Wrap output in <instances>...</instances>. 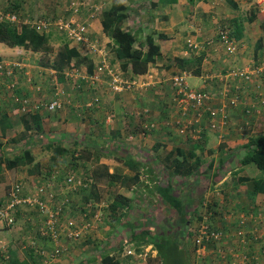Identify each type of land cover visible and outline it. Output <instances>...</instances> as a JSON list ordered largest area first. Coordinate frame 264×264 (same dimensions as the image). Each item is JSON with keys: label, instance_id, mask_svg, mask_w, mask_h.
<instances>
[{"label": "crops", "instance_id": "1", "mask_svg": "<svg viewBox=\"0 0 264 264\" xmlns=\"http://www.w3.org/2000/svg\"><path fill=\"white\" fill-rule=\"evenodd\" d=\"M44 1L49 2L47 5H43V0H0V20L7 19L11 21L9 15L14 13L17 16H21L25 13L23 15L27 17L24 19L25 22L28 19L36 20L40 18L57 22L62 17L71 14L69 5L74 0H62L61 2L59 0ZM65 1L68 3L65 4ZM83 1L85 2V0ZM239 1L246 0H222L218 4L213 3L211 0H177L173 3H167L168 0H93L91 3L86 2V5L83 3L80 14L74 17L80 22L87 21L88 36L92 40H97L101 49L90 50L87 46L64 34L67 36L69 45L77 48L86 60H83L82 63H77L74 69L67 70L62 79H59L60 73L55 69L42 65V60H47V58H44L43 52L36 53L20 46L10 47L4 43L5 46L0 47V51L7 55L2 56L0 53V201L6 199L10 187L14 183L9 185L10 182L14 181L12 180L13 178L27 181L28 189L33 190L41 182L56 177L55 188L58 190L69 172L73 171L83 175L80 169H84L85 163L87 165L91 164L90 167L93 169L97 164H104L108 167L110 173L120 174L121 176H131L135 173L131 167L132 164L128 163L130 158L138 163L151 161L155 168L159 167V165H162V168L166 167L164 158L174 148L172 146L169 147L167 137H158L156 134L151 136V133L155 132L159 127L157 124L158 119H156L159 116L154 114L155 116L151 118V108L142 107L144 101L141 97L145 91L165 87V91H158L168 93V83L171 82L170 85L173 88L172 81L175 75H185L186 81L189 76H194L196 78L195 86L213 91L214 99L212 105L214 107L226 109L228 113L230 112L229 117L232 113V116H236L235 118L241 117L243 119L245 115L241 114V111L246 108L248 113L251 112L248 110L251 109V103L258 100V91L264 93V82L259 90H256L252 84L251 86H246V90L249 91L252 87L251 95H249L244 94L243 90L240 92V88L233 83L235 80H230L224 75L227 74L228 68H239L237 66H241V68L251 70L252 66H264V27L263 25L261 26L264 22V14H262L264 8L254 11L257 13L258 18L253 22L257 23L258 26L260 25L259 27L263 30L255 31V34H257L252 37L251 26L249 25V19H247L249 14H235L234 11L228 12L230 6L226 4L238 3L240 6ZM9 3H14L16 6L20 4L19 12L10 11L12 7ZM115 5L126 8L128 13L126 21L134 25L126 29L138 33L141 41L147 35L154 34L156 43L161 47L162 56L150 65L149 71L145 74H134L132 71L123 70L119 59L114 64L111 62L113 56L109 50L113 51V42L103 30L102 16L104 11ZM45 6L49 8L47 10L51 16H38L39 13L45 10L43 8ZM93 6L99 9L94 10V8L92 9ZM239 6L236 9L239 10ZM220 17H228L231 22L239 17H244L245 19L244 35L241 39H236L237 50L235 55L228 56L223 46L218 42L215 45L206 46L205 50L192 49L188 41L195 39L203 42L208 38H215ZM213 19H217L216 25L213 23ZM230 24L234 26V22ZM223 25L230 26L228 19L227 23ZM231 29L233 30L232 27ZM52 31H56L58 35L63 36L54 24L51 25L47 33ZM159 34H165L166 38L160 37ZM58 42L61 44V41ZM106 47L109 49V53ZM12 54H14L13 57L11 56ZM200 55H203L204 58L202 61V73L199 76L194 75L192 71L188 72L182 69L175 61L176 57L192 59ZM250 57L251 59H248ZM34 59V64L29 61ZM102 61L110 62L111 65L121 68L126 79L136 78L144 82L147 88L135 91L113 92L109 85L110 78L108 75L102 76L99 81H91L90 76ZM250 62L251 64H249ZM88 65H92L91 70H89ZM1 76L3 77L1 78ZM13 82L15 83L14 85L12 84ZM242 84L246 85L244 82ZM53 85L56 87H53ZM227 86L230 87V90L223 92V87ZM38 87H41V90H37ZM237 96L240 98L239 102L236 105H232L230 103L231 98ZM96 97L99 98L98 101L94 100ZM24 98L29 99L27 112L23 110V104L20 102ZM54 99H60L63 106L60 110L49 112L47 105L49 101ZM160 106L158 105V109H161ZM165 112L166 110L163 109L162 117ZM33 115H37L40 120L34 121ZM141 115L146 116L147 121L144 125ZM5 116L8 119H4ZM147 122H155L156 128L146 130V124H149ZM174 123L176 121H172V126L168 125V127L173 129ZM201 127L207 129L206 127ZM225 127L222 129L224 132L221 134L222 136H219L218 141L212 138L211 135L208 136L213 134V132H208L205 138L201 140L194 138L197 143L193 142L188 145L189 149L187 150H194L196 158L201 160L202 163L201 167L192 176L193 178H189V186H186L187 188L184 186L186 183L185 179L175 174L171 168L166 167L164 174H166L165 177L172 184V188L180 189L184 198L193 205H190V210L196 209L197 206H194V204L197 202L194 201V198L195 195H200L199 206L204 204V210L211 204L212 207H216L217 211L219 209L225 214L227 211H232L228 216L225 215L223 220L215 219V222H210L213 227L216 224L218 225L217 228L224 229L226 238L223 242L227 243L224 250L226 253L223 256L219 254L221 258L212 260L213 264L215 262L216 264H227V262L229 264H247L243 260V256H247L257 264H264V239H255L257 236H264V193L251 197L249 190L251 191L253 188L252 182L248 181L242 184L239 182L240 176L251 177L248 174L249 172L243 169L238 161L243 155V151L240 150L248 142L250 136L249 133L245 135V133L232 132L233 130H231L230 135H225L227 134L225 131L227 128ZM143 128L145 134L142 132ZM254 132H251V135ZM184 142L188 143L186 140ZM158 144H161L163 148H168L165 155H161L156 149ZM177 146L179 145L177 144ZM150 148L152 154L147 150ZM153 149H155V153H153ZM94 150L99 151L100 157L98 162L92 164ZM25 152H29L33 162L10 168L12 165L10 164L11 160L24 157L26 155ZM85 152L88 153V157H83ZM147 154H150V156H147ZM74 155L80 156L78 164L73 163ZM210 162H213L212 167ZM75 167L76 169H71ZM220 168L223 171L219 172ZM147 172V167H141L142 174ZM148 175L150 176V174ZM144 178L146 177L144 176ZM146 182L149 181L147 180ZM150 184L152 183L150 182ZM108 185H117L114 190L119 189L118 193H124L128 197H132V203L138 204L140 208L142 203H144L143 207L148 206V209L151 210H154L151 206L161 208L159 205L160 196L156 193L147 195L146 192L150 190L145 186H142V191L146 196L144 199L141 197L140 189L137 190L138 197L132 195L134 188L137 187L136 185L127 187L121 181H108ZM195 189L197 193L194 192ZM84 193L81 191L71 194L73 203L69 212V208L67 209L66 216L82 214L83 211H87L91 202L81 201V197L84 198ZM143 207L141 208L142 211ZM252 207L256 210L259 209V214L253 218H251V215L246 217V214H251ZM157 210L154 211L157 212ZM200 211H203V205ZM169 212L171 211L169 210ZM126 213L121 220L112 221L109 210V220L112 223H108L109 226H107L108 230L105 236L93 230L80 240L69 241L61 239L57 242L53 238L39 235L38 224L41 221V217L37 211L20 210L16 224L11 228L4 226L0 230V264H9L10 259L7 261L4 257L13 256V254L20 260L24 259L29 264H34L32 258L30 259L31 253L37 257L36 260L41 257L38 264H102L100 255L96 253L99 249H97L99 244H97L95 238L105 240L106 246H104L101 254L108 252L113 256L114 252L117 257L122 256L118 258L120 264H155L153 258L158 255L157 249L148 257V261L132 255H125L129 246L142 248L148 243L136 246L131 240V236H129L130 241L129 239H121L119 248L115 247L113 242H110L113 236L116 235L117 226L115 223H119L118 225L124 229V232L126 227L122 221L126 223L132 222V224L136 225L150 222L151 225H154L151 220L155 219V215L150 214L151 212H146L147 215L145 217L142 215L139 220H134L133 214L127 220L126 217L129 211H126ZM209 214L211 215L212 212ZM201 215L203 216L202 213ZM239 217L245 220L246 224L244 223L243 227L249 232L246 242L236 238L235 233L239 224L237 218ZM124 218L126 219L123 220ZM200 218L199 213L194 212L192 214L191 223L189 224L191 231V225L196 224V219ZM129 230L132 231L131 229ZM137 232L138 230H136ZM33 236L36 245L30 243ZM57 249L60 252L54 258L45 256L48 252H55ZM42 251H44L43 255L40 254Z\"/></svg>", "mask_w": 264, "mask_h": 264}, {"label": "trees", "instance_id": "2", "mask_svg": "<svg viewBox=\"0 0 264 264\" xmlns=\"http://www.w3.org/2000/svg\"><path fill=\"white\" fill-rule=\"evenodd\" d=\"M175 1L177 0H168L167 3H173ZM10 5L12 7L10 11L19 12L20 4H17L18 6L14 5V3ZM234 6L237 7L238 5L234 4ZM81 9L82 6L80 7V12ZM6 10L8 9L6 8ZM71 11L72 13H74L73 9H71ZM127 18L128 13L125 7H119V5L112 6L109 10L103 12V30L113 42V51L115 52L116 57L121 60L122 69L125 71H132L134 74H145L149 71L150 65L152 63H155L156 60L162 56L161 47L156 43L154 34L147 35L146 38L141 41V39H139L138 33L133 32L130 29H126L125 21ZM257 18V13L252 11L251 15L247 19H249L250 22H253ZM244 21V17L235 18L233 21L234 26L232 25V34L237 40L241 39L244 35ZM262 25L264 27V22L261 24V26ZM53 32L56 35H54ZM159 36L162 38H166L165 34H159ZM54 40L61 41V44L56 51H52L51 46L52 41ZM0 42L5 43L10 47L20 46L26 50H30L36 53L43 52L44 54H49L52 52L48 55L49 58H47V60H42V65L53 68L57 72H59L61 74H59V79H62L63 76H65L64 73L67 70L74 69L77 63H82L83 60H86V58L82 57L77 48L71 47L69 45L67 36H65L64 34L63 36H60L58 35V33H56V31H52L50 33H40L37 32L34 28L25 24L23 21L14 22L7 19L0 20ZM203 58V55L195 56L192 59H183L176 57L175 61L182 69L187 70L188 72L192 71L194 75L199 76L202 73ZM91 67L92 65H88L89 70H91ZM53 87L56 86L53 85ZM50 89L52 90V88ZM202 90L208 91L207 88H202ZM251 113L253 115H256L255 110H252ZM32 118L34 121L40 120L37 115H33ZM4 119H8V117L5 116ZM154 128H156V126L151 129ZM26 130H28V128H26ZM146 130H148V128ZM144 131L145 130L143 128L142 132ZM159 145L160 144H158L157 147ZM240 151H243V155L241 156V158H239L238 161L243 169L246 170L247 167L246 171L249 172L248 174L251 175V177L240 176L239 182L241 184L248 181L252 182L253 188L251 189V191L249 190V192H251V197H256L259 194H263L264 134L251 135L248 142L243 145L242 150ZM25 154L26 155L22 158L18 157L14 160H11L10 164L12 165L10 166V168L32 163L33 159L30 156L29 152H25ZM88 156L89 155L86 152L83 154V157ZM73 158V163L75 162L76 164H78L80 156H75ZM164 161L166 162V167L171 168L175 174L185 179V187L189 186V178H191L197 171V169L201 167L202 163L201 160L196 158V152L194 150H186L181 146H177L173 150H171L164 158ZM128 163L132 164L131 167L135 171V173L131 176H121L120 174L110 173L108 167L104 164H97L95 165L94 169H90V167L85 163L84 167H89L88 174H84L85 177L94 176L96 183H94L90 188L83 190V193H87L86 195L83 194L84 200L87 202H91V200L95 198L98 201L100 199L98 185L103 181H121L122 184L127 187L136 185L137 187L134 188V192L132 195L138 197L137 190L140 189L141 197L144 199L146 196L142 191V186H145L150 190L146 192L147 195H153V193L158 194L160 196L159 205L165 207L166 210L169 209L172 212L173 216L175 217V219L172 221L174 225H171L167 229H156L155 226L153 227V225L150 224V222L136 225L132 224V222L126 223L122 221L125 227L127 226L129 227L128 229L132 230H129V232L131 233V240L136 246L153 243L154 247L158 250V255L153 258V262H155V264H193V249L191 248L189 242L190 237L192 239V237L194 236V232L189 230V224L191 223L192 214L194 212H198L197 210H199L198 207L200 202L195 203V205L197 206L196 209L190 210V205H193L184 198V195L182 194V192H180V189L172 188V184H170V182L165 177L166 174H164V170L167 169L166 167L162 168V165H159V167L157 166V168H155L153 167V163L151 161L147 162L148 164L142 162L138 163L132 161L131 158L128 160ZM210 165L212 167L213 162H210ZM141 167H147L148 172L146 174H142ZM71 169L74 170L76 169V167ZM159 169L160 171H158ZM221 171H223L222 168H220L219 172ZM148 174H150V176ZM144 176L146 178H144ZM147 180L149 182H146ZM150 182L152 184H150ZM194 192H196V189ZM7 198L8 195L6 199ZM4 201L5 199L0 201V206ZM143 205L144 203L140 204L141 208L143 207ZM202 205L204 207V204H201V206ZM209 206L212 207L211 204H209ZM151 207L154 210H160L159 207H156V209L153 206ZM130 208H134L132 197H128L124 193H117L113 198V201H111L108 206V210H110L112 216L111 220H121L122 216L126 215V211H128ZM148 208V206L143 207V211H145L143 217L147 215L146 212H151L150 214H153L154 210ZM212 208H214V206ZM215 213L219 214V211ZM258 214L259 209L256 210L254 207H252L251 214H246V217L251 215V218H253ZM111 220H109V223H112ZM221 220H223V217ZM239 221L240 217L237 218L238 223ZM116 224L118 225L119 223H115V225ZM217 227L218 225L215 224L214 229H216ZM136 230H138L137 233ZM88 233L89 232L86 233V236L88 235ZM99 249L101 248L99 247ZM196 250L197 249L195 247V253ZM99 255L102 264H120L119 260L114 256H111L108 252ZM31 258L34 261V264H38L39 259H41V257H39V259L36 260L37 257H35L33 253H31L30 255V259ZM8 259H10L9 264H29L27 260H20L15 254H13V256L9 255Z\"/></svg>", "mask_w": 264, "mask_h": 264}, {"label": "built area", "instance_id": "3", "mask_svg": "<svg viewBox=\"0 0 264 264\" xmlns=\"http://www.w3.org/2000/svg\"><path fill=\"white\" fill-rule=\"evenodd\" d=\"M213 3L218 4L222 0H211ZM83 5L80 1H73L70 5V9H73L74 13L67 18H61L57 22L54 21L57 29L63 33H66L68 37L73 38L76 42L87 46L90 50L101 49L100 43L97 40H92L87 33V21L80 22L75 19V15H78L80 7ZM94 10L99 8L94 6ZM11 21H21L18 19L16 14L9 15ZM1 19V16H0ZM52 21L48 19H38L33 24L32 27L38 32H48ZM232 29L230 26L223 25L219 26L217 31V36L215 38H208L204 42V46H212L217 42L220 43L227 55H233L237 50V40L232 34ZM190 47H195L199 49L201 46L195 42L189 41ZM203 47V46H202ZM1 70V66H0ZM1 73V71H0ZM10 73V72H9ZM13 73V72H12ZM108 75L110 78L109 85L113 92H124L131 91L137 88L146 87L144 82L137 80L136 78L126 79L122 69H119L110 62L102 61L101 64L97 66L95 72L90 76L91 81H99L102 76ZM227 77H239L246 80L255 86L256 90H259L264 82V66L256 65L252 66L250 69L245 68H231L227 70ZM15 84L14 82L12 83ZM37 89H40L38 87ZM173 89L176 91V101L179 102V107L184 109L180 115V119L176 120L177 128L181 134H185L196 128V126H203L206 128H217L220 125L226 124L229 118V113L226 109L214 107L212 104L214 99V94L211 90L195 89L186 81V76L175 75L173 77ZM259 93V98L255 102H252L251 111L255 110V113L264 117V93ZM239 96L233 97L230 100L232 105H236L239 102ZM98 101V97L94 99ZM20 102L23 104V110L28 111L29 99H21ZM63 103L60 99H54L47 105V110L56 111L62 108ZM226 107V106H224ZM192 111L191 115L190 112ZM250 111V109L248 110ZM155 123L146 124V128L151 129L155 127ZM143 134H145L143 132ZM57 178H51L47 181L41 182L33 190H29V185L27 181L23 179H17L8 192V198L0 206V230L2 227H13L17 222V215L20 210H35L40 214L41 225L38 227V233L41 237H50L55 241L59 240H69L77 241L86 236L87 232H91L96 228L95 218H87L86 213L76 214L66 216L67 209L68 212L71 210L73 203V198L71 194L79 193L83 190L90 188L96 180L94 176L85 177V175L78 174L77 172H69L64 178L63 183L60 184V189L55 188ZM60 191V192H59ZM91 203L88 207V211L92 212ZM245 220L240 217L238 224L237 233L240 241L246 242V231L244 229ZM246 224V223H245ZM248 232V231H247ZM35 234V233H34ZM236 234V233H235ZM249 235V232H248ZM35 236V235H34ZM34 236L31 238L30 243L36 245ZM255 237V236H254ZM259 236L255 237L258 239ZM226 238V234L222 229L210 226L206 222L202 224L197 229V234L195 236V241L197 245V250L201 251L205 247V242H220ZM264 239V236H262ZM262 239V240H263ZM142 250L137 252L136 248L129 246L126 249L125 255H132L138 258L146 260L156 248L153 244L143 246ZM4 250V249H2ZM60 250L57 249L55 252H48L45 256L55 257L58 255ZM44 254V251L40 252ZM4 257V255L2 254ZM9 256H7L8 258ZM243 260L247 264H257L256 262L250 260L247 256H243Z\"/></svg>", "mask_w": 264, "mask_h": 264}, {"label": "rangeland", "instance_id": "4", "mask_svg": "<svg viewBox=\"0 0 264 264\" xmlns=\"http://www.w3.org/2000/svg\"><path fill=\"white\" fill-rule=\"evenodd\" d=\"M59 1L61 2L62 0H59ZM74 1H78V0H74ZM79 1L82 2V3H85V5H86V2L91 3L93 0H85V2L83 0H79ZM234 1H236V0H234ZM48 2L49 1L45 2L43 0L42 4L43 5H47ZM67 3L68 2L65 1V4H67ZM239 3H240V6L237 3V5L239 6V10L236 9L238 6L235 7L233 5V4H236V3H233L232 5L231 4H226V5L230 6L229 7L230 10L228 12L234 11L235 14H241V13L242 14H246L247 13L250 16V12L251 11H255V10H259L260 8H264V0H246V1H239ZM261 4H263V5H261ZM43 8L45 9L43 11L45 13L41 12V13L38 14V16L39 15H41V17L51 16L49 11L47 10L49 8L46 7V6L43 7ZM93 8H95V7L93 6L92 9ZM0 11H1V2H0ZM222 13L225 14L223 11H222ZM18 14H20V13H18ZM24 14L25 13H23V15ZM262 14H264V12ZM23 15H21V16L18 15L17 16L18 19L20 20V17H21L23 19V21H25L24 19H26L27 17H24ZM40 19H43V18H40ZM227 19H228L229 25L232 27V24H230V23H233V21L231 22V19L228 18V17H220L219 26H223V24L227 23ZM36 20H38V19H36ZM36 20L28 19L26 23H27V25L30 26ZM212 21L216 25L217 19H215V20L213 19ZM213 23H212V25H214ZM249 25L251 26V36L254 37V35L257 34V33L255 34V31L261 29L259 27L260 25L258 26L257 23L255 24V22H250V21H249ZM132 26H134V25L131 24L129 21H126L125 28H129V27H132ZM219 26L217 27V30H218ZM261 30H263V29H261ZM216 36H215V39H216ZM191 41L195 42V43H197L198 45L201 46L199 49H195V47L192 46V49H194V50H205L204 49L205 48V46H204L205 42L204 41L203 42L202 41L199 42V41H196L195 39H193ZM188 43H189V41H188ZM251 44H252V42H251ZM4 46H5V44L0 42V47H4ZM51 46H52V51L53 50L56 51L58 49V47L60 46V44H59L58 40H54ZM106 50H107L108 53H109V51L112 52L113 59L111 60V62L114 64L117 61V59H118V58H116L115 52L107 49V47H106ZM0 53L2 54V56H7L2 51H0ZM51 53H49V54H51ZM49 54H44L43 55V56H45L44 58H49V56H48ZM250 55H251V53H250ZM11 56L13 57L14 54H12ZM230 56H233V55H230ZM51 57H52V55H51ZM248 59H251V57L248 58ZM29 61L33 62V64H34L35 59L34 60H29ZM249 64H251V62ZM244 65H246V64H244ZM253 65H255V64H253ZM237 67H241V66H237ZM229 69L230 68H228V70ZM80 71H81V69H80ZM171 73L173 74V72H171ZM125 75H127V74H125ZM226 75L227 74H225L224 76L227 77ZM2 77L3 76H1V78ZM227 78H230V80H235L233 83H234V85H237L240 88L239 89L240 92L243 90L244 94L246 93V94L251 95V88L252 87L250 88V91L246 90V88H245L248 85L251 86L250 82H248L246 80H243V79H241L239 77H236V78L227 77ZM215 79H217V77H215ZM187 81H188L187 83L189 84V86H191V87H193L195 89H201V87L195 86L196 78L194 76H189L187 78ZM215 82H217V81H215ZM243 82L246 85L242 84ZM170 84H171V82L168 83V87H167L168 93H166V92L162 93V92L158 91V90L165 91L166 90V87H165V88H159L157 90L154 89V90H151V91H145L142 94V97H141L143 99V101H144V104H143L142 107L151 108V118L153 116H155L156 114H158V116H159V117L156 118V119H158L157 120V122H158L157 124L159 125V127H158V129L155 132L151 133V136H154L156 134V135H158V137H163V136L165 138L167 137V140H169L168 141L169 147L172 146L173 148H175L176 145L178 144L179 146L184 147L187 150V149H189V146H188L189 144L191 145L193 142H197V141L194 140V138H196L198 140H201V139L205 138L208 135V132H213V134H209L208 136L211 135L212 138H214V139H216L218 141L219 140V136H222L221 134H223V132H224L222 130V129H224V126H226L225 128H227L225 130L227 132V134H225V135H230L231 130H233L232 132H238L240 134L241 133H245V135H246V133H249V136H251V132H253V131H255L254 133H252L254 135L264 134V117L260 116V115H257V114L253 115L251 112L248 113L246 111V108L241 111V114L245 115V116H243V119L241 117L235 118L236 116L235 117L232 116V113H231L230 117L228 118V121L226 122V124L220 125V126H218L217 128H214V129H212V128L205 129V128H202L201 126H196L195 129H193L191 131H188L185 134H181L179 132L178 128H177V124L176 123H174V128L173 129L171 127L169 128L168 125L172 126V124H171L172 121H176V120L180 119V115L184 111V109H181L179 107L180 106L179 103H181V101L180 102L178 100L175 101L176 97H177L176 96V91H175V89L171 88ZM172 86H173V81H172ZM234 87L236 88V86H234ZM146 88L147 87H141V88H137L135 90H142V89H146ZM37 90H41V87H40V89H37ZM135 90H131V91H135ZM207 90H210V89H207ZM229 90H230L229 86L223 87V92L229 91ZM211 92H213V91H211ZM243 93H242V95H244ZM174 97H175V100H174ZM51 101H53V100H51ZM51 101H49V103ZM174 101L176 103L175 106H174ZM158 105H161L160 106L161 109H158ZM243 106H245V105H243ZM163 109H165L166 112L163 113L164 116L162 117V110ZM58 110H60V109H58ZM250 111H251V109H250ZM156 112H158V113H156ZM191 113H192V111L190 112V115H191ZM141 116L143 118L142 121H143V125H144L145 122L147 121L146 120V116H143V115H141ZM147 123H149V122H147ZM150 123H152V122H150ZM153 123H155V122H153ZM249 127H251V128L249 129ZM97 128H99V127L97 126ZM184 140L188 141V143H185ZM182 142H183V144H181ZM156 149H158V151L160 152L161 155H165L166 152L168 151V148L161 147V144L158 146V148L156 147ZM147 150L150 151V154H152L151 148L147 149ZM153 153H155V149H153ZM99 154L100 153H99L98 150H94L93 151V159H92V162H91L92 164L94 162H98L99 157H100ZM150 154H147V156H150ZM90 165H88V166L90 167ZM88 166H85L84 169H80L82 172H84L83 175L84 174H88V169H89ZM90 169H93V168L90 167ZM246 170H247V167H246ZM12 180H14V181L10 182L9 185H11L13 182H15L17 180V178H13ZM61 181H62V179H61ZM115 186H117V185L109 186L108 182H104V181L101 182L100 185H98V189H99V192H100V199L98 201L95 198H93L91 200V203H93V207H92V210H91L92 212H89L87 210V211H83V213H82V214H84V213L88 214L87 218H95L96 217L98 219V220H96V228L94 230L97 231V233H99L102 236L106 235L105 233L108 230L107 226H109V224H108L109 223L108 206H109L110 202L112 201V199L115 197V195L118 193V190H119V189L114 190ZM86 194L87 193H84V195H86ZM200 198H201L200 195H195L194 201L195 202H198V201L200 202ZM81 201L82 202L85 201L83 197H81ZM209 203H210V201H209ZM194 206H196V205L194 204ZM161 208H160V210H157L155 208L157 210V212L153 211V214L155 215V219H152L151 222L154 223L153 227L155 226L156 229H167L171 225H174V223L172 221L175 219V217L173 216L172 213H170L168 210H166L163 206H161ZM198 208H199V210H198L197 213H200L201 220L200 219H196V224L191 225L192 232H194V236L192 237V239L190 237V242H189L191 248L193 249L192 262H193V264H213L212 260H217L218 258H221V257H219V254L221 256H223L224 253H226L224 250L226 249L225 247L227 246V243L223 242L224 239L221 240L220 242H215V241H213V242H205V247H203V249H201V251L196 250L197 252L195 253V247L197 249L196 241H195V236L197 234V229L199 228V226H200L202 221L210 224V226L213 227V225L211 223L215 222V219L221 220L222 217H224L225 215L228 216V214L232 213V211H227L226 214H225V212L219 211V209H218V211H219V214H218V213H215V212H217L216 211V207L212 208L209 205L206 207L205 210H204V207H203V211H200L201 204H200V206ZM128 211H129V214L126 217L127 220H128V217L132 216V214H133L134 220H139L140 217L145 212V211L143 212L141 210V208L138 207V204H136V203L134 204V208H131ZM211 212H212V214L210 215L209 213H211ZM201 213L203 214V216L201 215ZM139 214H141V215H139ZM206 216H207V218H206ZM126 218H124L123 220H125ZM38 225H41V222H39ZM116 226H117L116 235L113 236V238L111 239L110 242H113L115 244V247L119 248L120 245H121L120 240L121 239L122 240L129 239V241H130V237L129 236H130L131 233L129 232V229H128L129 227H127V226L125 228V232H124V229H122V227L120 225L116 224ZM118 226H119V228H118ZM221 226H223V225H221ZM189 230L191 231V229H189ZM223 231H224V229H223ZM237 232L238 231L236 230V235L238 236ZM224 233H225V231H224ZM232 233H234V232H232ZM123 235H125V236H123ZM245 235H246V237L249 236L247 231H246ZM28 236H29V234H28ZM261 239H263V238L262 237H258V240H261ZM95 241L97 242V244H99V247L101 248V249H98L99 247H97L98 250H97L96 253H98V255H99L102 252L101 250H104V246H106L105 245V240L102 239V238H98V239L95 238ZM100 242H102V243H100ZM149 244H152V243H149ZM149 244H147V245H149ZM135 248H136L137 252L142 250L139 247H135ZM113 256L116 257L117 259L122 257V256L117 257V255L114 254V252H113ZM4 258L8 259L9 257L8 258L4 257ZM147 259H146V261H148ZM215 264H216V262H215ZM227 264H229V262H227Z\"/></svg>", "mask_w": 264, "mask_h": 264}, {"label": "clouds", "instance_id": "5", "mask_svg": "<svg viewBox=\"0 0 264 264\" xmlns=\"http://www.w3.org/2000/svg\"><path fill=\"white\" fill-rule=\"evenodd\" d=\"M79 1V0H78ZM69 10L71 11V9H70V5H69ZM79 12H80V10H79ZM78 12V13H79ZM71 14H72V11H71ZM71 14L70 15H68V16H66V17H63V18H67V17H69V16H71ZM80 14V13H79ZM21 21H23V19L21 18L20 19ZM49 20V19H48ZM25 24H27L25 21H23ZM52 24H54V22H52ZM55 25V24H54ZM30 27H32V25H30ZM33 28V27H32ZM50 28H51V26H50ZM60 33H62V34H66V33H63V32H61V31H59ZM41 33V32H40ZM42 33H44V32H42ZM45 33H47V32H45ZM67 35V34H66ZM68 36V35H67ZM153 244V243H152ZM154 245V244H153ZM197 246V245H196Z\"/></svg>", "mask_w": 264, "mask_h": 264}]
</instances>
